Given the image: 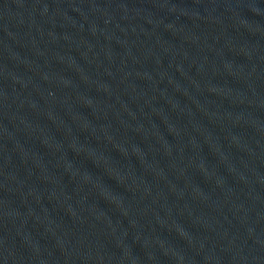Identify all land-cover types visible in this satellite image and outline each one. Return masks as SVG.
Returning <instances> with one entry per match:
<instances>
[{"label":"water","instance_id":"1","mask_svg":"<svg viewBox=\"0 0 264 264\" xmlns=\"http://www.w3.org/2000/svg\"><path fill=\"white\" fill-rule=\"evenodd\" d=\"M0 264H264V0H0Z\"/></svg>","mask_w":264,"mask_h":264}]
</instances>
